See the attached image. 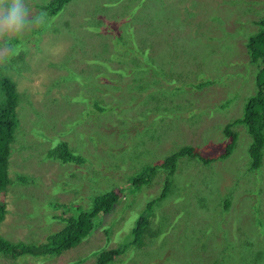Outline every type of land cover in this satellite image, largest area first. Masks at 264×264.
<instances>
[{"label": "rangeland", "instance_id": "374dc122", "mask_svg": "<svg viewBox=\"0 0 264 264\" xmlns=\"http://www.w3.org/2000/svg\"><path fill=\"white\" fill-rule=\"evenodd\" d=\"M48 1L28 0L32 14ZM49 17L51 27L23 33L24 50L0 54V73L20 93L0 235L41 244L96 196L122 195L77 246L0 254V264H94L121 246L109 264H264V148L252 167V137L239 123L257 91L247 45L264 0H71ZM231 123L236 141L219 158ZM62 141L81 163L50 158ZM187 146L214 160L179 157L157 201L164 169L132 182ZM139 215L149 224L135 244Z\"/></svg>", "mask_w": 264, "mask_h": 264}, {"label": "trees", "instance_id": "16d2710c", "mask_svg": "<svg viewBox=\"0 0 264 264\" xmlns=\"http://www.w3.org/2000/svg\"><path fill=\"white\" fill-rule=\"evenodd\" d=\"M71 0H49L47 3L40 5V9L45 10L49 15H56L70 2ZM261 29L254 34L248 41L247 49L254 64L258 65L256 77L257 91L252 95L245 106L244 115L239 120L240 124L247 127L249 134L252 137L250 145V155L252 158V167H258L263 158L264 148V18L258 23ZM20 102V93L14 81L6 74L0 73V192L7 190L12 184V178L9 171V158L12 154V143L14 141L15 130L19 124L18 112L16 107ZM100 109L103 107L97 101L93 102ZM234 123L229 124L225 131L231 142L227 145L225 151L219 158L227 157L231 153L233 142L236 141V136L231 128ZM188 155L198 157L203 161H212L214 158H206L199 155L196 148L192 146L183 147L167 157L160 164L150 167L145 173L137 177H133L135 184H143L149 182L150 179L157 176L159 168L166 172V181L160 196L154 201L163 198L169 188V180L174 172L176 162L179 157ZM50 158L59 160L60 162H75L83 161L79 154L73 152L69 145L62 141L55 145L49 151ZM163 171V170H160ZM19 182H27L24 176H18ZM122 193L118 190H110L101 195H98L93 200V206L90 210H75L69 217H63V227L49 235L41 244H32L24 241L14 242L0 235V254L7 257H19L23 255H44L51 253L60 255L64 251L71 249L92 233L94 229V218L98 214L108 213L120 201ZM6 207L1 203L0 198V220L3 219L6 213ZM149 224L147 215H139L135 218L133 234L135 244L142 242V235L145 231V226ZM125 246L115 249H104L99 251L96 262L94 264H109L116 256L120 255Z\"/></svg>", "mask_w": 264, "mask_h": 264}, {"label": "clouds", "instance_id": "9594fccd", "mask_svg": "<svg viewBox=\"0 0 264 264\" xmlns=\"http://www.w3.org/2000/svg\"><path fill=\"white\" fill-rule=\"evenodd\" d=\"M52 18L46 11L33 15L28 0H0V54L24 50L23 33L35 27H51Z\"/></svg>", "mask_w": 264, "mask_h": 264}]
</instances>
